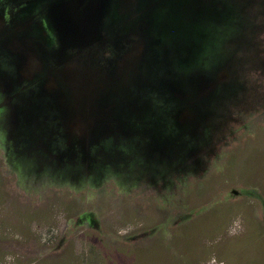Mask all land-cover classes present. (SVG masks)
<instances>
[{"label":"rangeland","instance_id":"1","mask_svg":"<svg viewBox=\"0 0 264 264\" xmlns=\"http://www.w3.org/2000/svg\"><path fill=\"white\" fill-rule=\"evenodd\" d=\"M115 2L0 6V264H264V0Z\"/></svg>","mask_w":264,"mask_h":264},{"label":"flooded vegetation","instance_id":"2","mask_svg":"<svg viewBox=\"0 0 264 264\" xmlns=\"http://www.w3.org/2000/svg\"><path fill=\"white\" fill-rule=\"evenodd\" d=\"M114 2L115 0H0V6H2V4L6 6L5 9L7 8V11L16 8L20 13H23L28 17L29 20L32 17L36 18L38 21L43 18L47 22L46 25L50 26V29L53 31L54 37L55 33L58 35L60 32L58 28H62L61 30L64 33L74 31L82 34L89 33V36L85 40L86 43L81 49L64 61L66 62L69 59H74L78 54L84 53L88 50L90 51V49H95L103 42L105 34L110 32L107 28V22L113 17V13L110 11ZM108 5H110L109 11L107 9ZM31 9L33 16H31ZM66 22L71 23L70 27H73L74 29L66 31V28L63 26ZM87 22H99L100 29L85 30L83 27L87 26V24L83 25V23ZM101 23L104 28H101ZM45 39L43 38V40L40 41V44ZM40 48H42V46H40ZM46 61L48 62V60ZM64 62H61L60 64H52L50 62V65H64Z\"/></svg>","mask_w":264,"mask_h":264},{"label":"water","instance_id":"3","mask_svg":"<svg viewBox=\"0 0 264 264\" xmlns=\"http://www.w3.org/2000/svg\"><path fill=\"white\" fill-rule=\"evenodd\" d=\"M108 11H109V9H110V5H108ZM135 22V21H134ZM88 25V26H86V27H89V28H91V30L92 29H100V23L99 22H96V23H92V22H87V23H83V25ZM67 25H68V27H67ZM66 29V31H69V30H73L74 28L73 27H70L71 26V23H69V22H66L64 25H63ZM60 28H61V26H60ZM83 28H85V27H83ZM101 28H104V26H103V24L101 23ZM62 29V28H61ZM149 63V61L148 60H144V62H143V65L144 64H146V63ZM57 66H62V65H57ZM65 69H67V67L65 68ZM68 70V69H67ZM220 82V81H219ZM221 83V82H220ZM194 88V87H193ZM102 92H107L108 93V95H110V96H112L113 94H111V93H109L108 91H106V90H103L102 89ZM192 92H196V91H192ZM208 95V94H207ZM79 121V120H78ZM77 121V122H78ZM80 122V121H79Z\"/></svg>","mask_w":264,"mask_h":264}]
</instances>
